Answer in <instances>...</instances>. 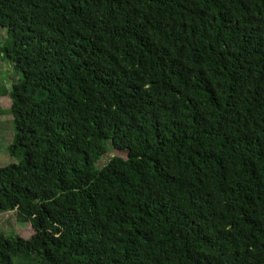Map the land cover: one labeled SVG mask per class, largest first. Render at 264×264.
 <instances>
[{
  "label": "trees",
  "instance_id": "trees-1",
  "mask_svg": "<svg viewBox=\"0 0 264 264\" xmlns=\"http://www.w3.org/2000/svg\"><path fill=\"white\" fill-rule=\"evenodd\" d=\"M0 29V214L32 231L0 264H264V0H0Z\"/></svg>",
  "mask_w": 264,
  "mask_h": 264
},
{
  "label": "rangeland",
  "instance_id": "rangeland-1",
  "mask_svg": "<svg viewBox=\"0 0 264 264\" xmlns=\"http://www.w3.org/2000/svg\"><path fill=\"white\" fill-rule=\"evenodd\" d=\"M6 38V29H0V47L4 46ZM20 79H22V74L16 72L13 65L3 58V54H0V167H6L16 162L6 150L14 138L13 118L8 112L11 100L7 90ZM111 145L112 143L109 141L107 155L97 163V167L104 166L107 160L113 156H124L117 150L115 152ZM0 232L7 235H23V238L26 239L32 233L30 224L17 222L15 212L0 214ZM14 261L15 264H18L17 258Z\"/></svg>",
  "mask_w": 264,
  "mask_h": 264
}]
</instances>
